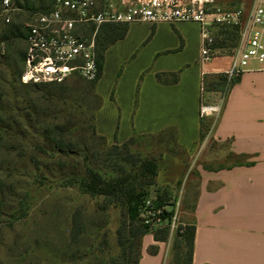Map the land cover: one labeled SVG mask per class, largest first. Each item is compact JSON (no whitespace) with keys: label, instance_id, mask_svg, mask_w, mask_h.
<instances>
[{"label":"rangeland","instance_id":"1","mask_svg":"<svg viewBox=\"0 0 264 264\" xmlns=\"http://www.w3.org/2000/svg\"><path fill=\"white\" fill-rule=\"evenodd\" d=\"M15 1L21 2L24 11L14 13L10 22L0 15V264H108L110 258L120 254L116 229L122 208L106 202L103 196L83 194L76 186L63 185L61 177L63 172L82 168L83 161L94 163L108 175L115 174L124 164L128 170L132 169L131 164L124 163L121 154H117L119 149L110 151L108 146L129 138L119 141L117 137L118 123L126 111L120 108L119 99L126 104L132 94L136 101L140 83L151 69L147 72L141 69L145 56H132L138 49L131 51L127 59L109 55L104 76L98 85L99 109H103L106 118L115 122H108L112 127V138L106 137V145L92 134L90 114L96 100L89 92L88 82L78 75L67 77L63 83L59 82L61 85L21 80L26 47L25 23L41 0ZM253 2L219 0L223 9L241 8L245 17L250 13ZM185 28L189 37L185 55L191 58L201 47L197 43L200 24L189 23ZM227 29L231 26L212 28L215 44L223 46L218 47L212 60L206 63V69L226 67L228 59L222 56L234 54V44L238 40L227 39L228 35L224 34ZM130 41L125 42L124 46L128 48L123 52L129 48L132 50ZM141 51L142 48L139 53ZM176 61L173 57L166 59L159 55L153 62L158 66H169ZM200 71L198 62L196 68L192 66L186 71V79L193 82ZM176 72L180 77L181 70ZM185 86L183 92H186ZM118 95L121 98L117 99ZM53 96H61L63 101L54 102ZM197 108L200 113L199 103ZM181 110L183 112L179 113V109H157V122L176 117L188 122L192 109L184 107ZM210 117L213 116H204L205 129L209 127ZM136 134L139 133L133 135ZM145 142L141 141L142 151H145ZM62 143L65 147L70 146L74 153L67 156L57 154L56 149ZM221 148L225 149L226 144L209 142L199 146L192 167L193 186L202 167L219 166L215 156L220 157L219 154L223 153ZM165 154L171 155L164 153L162 156ZM143 189L149 192L148 198L155 197V187ZM186 205L182 203L178 208L179 223L182 220L192 222L190 214L184 211ZM77 210L82 229L73 238L72 216ZM176 231H170L166 241L170 251L166 264H184L186 260V248L177 255L173 247Z\"/></svg>","mask_w":264,"mask_h":264},{"label":"crops","instance_id":"2","mask_svg":"<svg viewBox=\"0 0 264 264\" xmlns=\"http://www.w3.org/2000/svg\"><path fill=\"white\" fill-rule=\"evenodd\" d=\"M189 23L199 25L188 21L128 23L125 36L105 51L96 92L99 94L98 85L110 54L127 59L131 51L138 49L132 56H145L141 69L151 71L143 77L136 101L132 94L126 104L120 101L121 96L117 97L120 108L126 109L118 123L119 141L134 133H154L169 126L177 129L178 143L187 150L188 159L162 156L158 161L157 184L169 188L170 195L164 203L167 209H172L176 202L179 206L185 203L188 195L196 191L194 210L184 208L196 224L191 264H264V69L251 62V70L228 81L223 71L231 56H222L228 59L226 67L206 69V64H200L197 78L193 82L187 80L186 71L192 66L196 68L200 58V47L191 58L185 55L189 43L185 25ZM128 40L132 50L123 52L128 48L124 46ZM197 43L201 46L200 31ZM155 55L177 61L158 66L153 62ZM176 70H181V76L175 83H161L155 77L157 71ZM223 80L225 88L220 90L217 87ZM198 103L220 104L219 113L209 119L205 138H201ZM184 107L192 109L188 122L178 117L157 122V109H179L181 113ZM132 109L135 110L130 119ZM108 122L115 123L105 117L103 109H98L97 133L111 139L112 127ZM209 142L225 143L226 148L220 149V157L215 156L219 166L202 167L193 186L192 167L199 146ZM151 245H157L156 252L149 251ZM169 255L166 241H156L149 232L143 237L138 264H166Z\"/></svg>","mask_w":264,"mask_h":264},{"label":"built area","instance_id":"3","mask_svg":"<svg viewBox=\"0 0 264 264\" xmlns=\"http://www.w3.org/2000/svg\"><path fill=\"white\" fill-rule=\"evenodd\" d=\"M24 11L15 0H1L0 15L6 22L14 13ZM25 23V58L21 80L28 82H62L71 75L87 81L97 79V34L109 23L178 21L200 24V58L204 66L217 52L213 27L239 28L238 43L230 65L223 71L228 81L251 70V62L264 69V0H254L245 17L241 8L223 9L219 0H46L43 7L33 10ZM203 73L206 71L203 70ZM220 104L202 103V116H215ZM179 203L173 214L165 216V204L149 197L141 207L142 221L150 229L168 225L178 228Z\"/></svg>","mask_w":264,"mask_h":264},{"label":"trees","instance_id":"4","mask_svg":"<svg viewBox=\"0 0 264 264\" xmlns=\"http://www.w3.org/2000/svg\"><path fill=\"white\" fill-rule=\"evenodd\" d=\"M18 2L21 3L20 1ZM45 2L46 0H41L40 4L35 5L33 10L43 7ZM127 29L128 23H109L100 28L96 38L97 62L99 68L97 79L100 77L103 70L106 49L118 39L123 38ZM224 34L228 35L227 39H233L236 42L239 38V28L237 26H231V29L225 30ZM236 45L237 43L234 44V46ZM221 46L223 45H216L214 42V47L218 48ZM24 58L25 53L23 62ZM22 71L20 73V78ZM97 79L93 81L85 80L88 82L89 92H91L92 97L96 100V104L90 114V120L92 122L91 130L95 137L102 139L103 143L107 145L106 137L97 133L95 124L96 111L101 105V97L96 92ZM156 79L165 84L175 83L179 79V73L176 71H160L156 73ZM48 83L61 85L63 82ZM225 84L226 82L223 80L217 88L223 90ZM53 100L54 102L63 101L61 96H53L52 101ZM207 130L208 127L205 129L204 125V116L201 115V138L205 137ZM141 141H147L144 145L145 151H142V148L140 149ZM146 143L149 144L147 145ZM69 147L70 146L65 147L62 143L57 147L56 153L60 156H67L70 153H74ZM108 149L110 151L119 149L117 154H121L123 162L131 164L132 169L128 170L124 164L120 165L119 171L115 174L108 175L94 163L83 161L82 168L78 170H68L67 173L63 172L61 182L63 185L76 186L83 194L103 196L106 202L117 204L122 208L123 212L121 213L120 223L116 229L120 254L117 257L110 258L108 264H138L144 235L151 232L156 241H167L170 234L168 225L150 229V227L142 221L140 215L141 207L149 195V192H145L143 188L146 186L155 187L157 202L159 204H164L165 200L169 198L170 191L167 186H158L157 184V174L159 170L158 161L164 153H169L187 160L188 153L187 150L178 143V131L173 126L166 127L157 133L132 135L122 143L115 142L109 145ZM133 150H135V152H133ZM87 158L88 156L86 155L85 160H87ZM195 198L196 191H194L192 198L188 195L185 200L187 204L186 209L189 211L194 210ZM172 214L173 208L169 211L167 210L165 216L169 217ZM81 229L80 214L77 210L72 216V237L76 238V236L81 233ZM195 230L196 224L194 221H182L176 231L173 247L177 255L181 254L182 250L186 248V260L184 264L192 263ZM156 250L157 245H151L149 247L151 253L156 252Z\"/></svg>","mask_w":264,"mask_h":264}]
</instances>
